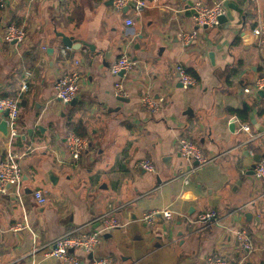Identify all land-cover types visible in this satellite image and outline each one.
I'll list each match as a JSON object with an SVG mask.
<instances>
[{"label":"crops","instance_id":"obj_1","mask_svg":"<svg viewBox=\"0 0 264 264\" xmlns=\"http://www.w3.org/2000/svg\"><path fill=\"white\" fill-rule=\"evenodd\" d=\"M107 1L10 0L0 10V97L18 96L26 72L31 73L18 137L10 141L0 132V161L11 153L24 171L20 197L13 189L0 195V264H62L33 253L34 237L42 247L88 224L94 230V221L112 211L122 227L103 236L96 256L112 257L117 264H208L211 256L264 264V181L254 173L257 157H264V138L249 143L240 131L243 123L260 132L250 113L264 126V96L244 91L264 71V47L253 35L264 22V0H230L237 8L235 21L201 29L190 6L199 1L213 7L224 0L147 1L137 17ZM10 23L27 30L20 49L2 40ZM57 32L94 45L95 51L64 48ZM192 32L196 38L185 45L182 35ZM123 55L134 64L120 76L128 98L114 95L118 77L110 73ZM177 65L197 75L196 86L183 87ZM72 70L82 75L80 92L76 104L64 106L54 85ZM147 93L163 101L157 115L141 103ZM240 111L248 120L239 117ZM4 119L0 115V122ZM68 131L89 143L76 163L65 161ZM180 138L214 159L187 183L190 165L180 156ZM144 159L154 163L156 173L138 171ZM50 170L60 177L56 186L49 181ZM37 190L47 197L43 206L35 200ZM167 209L174 214L170 223L161 215L154 226L140 221L145 213ZM212 211L216 221L199 220ZM25 221V230L11 231ZM241 231L252 249L243 248ZM75 254L90 264L92 255Z\"/></svg>","mask_w":264,"mask_h":264},{"label":"built area","instance_id":"obj_2","mask_svg":"<svg viewBox=\"0 0 264 264\" xmlns=\"http://www.w3.org/2000/svg\"><path fill=\"white\" fill-rule=\"evenodd\" d=\"M10 0H0V10H6ZM130 11L137 17L143 13L147 8L148 2L146 0H114V8L117 11L122 12L126 7L131 6ZM193 13V19L195 25L201 29L205 27H214L219 24V17L225 14V9L222 4L219 3L213 7L204 4L202 2H194L190 8ZM134 19L129 18L127 25L132 26ZM253 35L256 39V43L264 47V22L259 23L253 30ZM197 36V32H192L182 35L183 43L185 45L191 44ZM28 37L27 30L23 26L16 24H7L3 28L2 40L4 43L13 44L16 48L20 49L26 43ZM45 50V48H44ZM64 56L67 54V50L63 49ZM79 65V63H76ZM133 62L130 57L123 55L120 57L110 69V73L115 77H118V81L115 84L114 95L118 98H128L129 91L123 83V78H120L121 73L124 76L130 72L133 68ZM176 72L179 74L180 83L185 89L194 87L197 85V80L187 72L182 65L176 66ZM123 76V77H124ZM31 77L30 72H26L25 77L21 85V93L16 97H0V115L5 116L8 127L9 140H13L19 135L18 121L21 114L22 94L29 90V79ZM82 75L78 70H72L66 75L58 78L54 85L55 97L64 105L69 106L75 100H77L81 87ZM246 94H259L264 93V71L259 77L252 83V85L245 90ZM163 101L157 100L151 93L145 94L142 99V105L152 114L157 115L163 109ZM236 121H238L236 119ZM264 121V116H263ZM239 122V121H238ZM240 131L246 133L249 136V143L261 140L264 138L263 132H254L252 127L248 124L240 123ZM179 152L190 165L186 170L185 182H188V178L195 172L203 169L214 159L208 158L201 147L188 139L180 138L178 140ZM65 147L67 151V157L65 161L76 163L82 159L89 148L87 139L77 135L74 131H68L65 137ZM253 154V153H252ZM197 165H193L194 163ZM138 166L142 167L149 173H156V167L154 163L148 159H144L138 163ZM254 173L257 179L264 181V157L256 163L254 167ZM24 182V171L17 163L15 156L11 153L0 161V195H8L13 189L14 196L20 197L22 192V186ZM8 184L12 187L7 189ZM35 200L38 205L43 206L47 203V197L42 190L34 192ZM163 216L166 222L172 221L174 214L170 210L153 211L145 213L140 218L141 222L146 223L148 226H154L158 216ZM218 219L216 212H207L199 216V220L204 223H211ZM95 223H98V227L94 230H90L91 224L86 227L76 229L73 233H65L55 239L53 242L46 246H37V238L34 237L35 247L33 253L43 252L46 257L57 259L62 264H82L81 259L75 254V251L84 252L87 255H92L90 264H117V262L109 256H96V252L102 244L103 236L106 233L122 227L120 220L112 212H107L104 215L97 218ZM28 227L27 222L17 223L11 227L13 232H21ZM239 239L244 249H252V244L245 231L238 233ZM208 264H238L227 261L219 257H209L207 259Z\"/></svg>","mask_w":264,"mask_h":264},{"label":"water","instance_id":"obj_3","mask_svg":"<svg viewBox=\"0 0 264 264\" xmlns=\"http://www.w3.org/2000/svg\"><path fill=\"white\" fill-rule=\"evenodd\" d=\"M113 2H114V0H108L106 4L113 5ZM222 6L225 9V14L222 15L221 17H219V23L220 24H226L229 21L230 22L235 21V16H234L233 11H236L237 8L231 4L230 0H224L223 3H222ZM130 7H133V4L131 6L126 7L123 10V12L126 13L130 9ZM205 28H207V27H205ZM56 35H57V37L61 38L64 48L74 49V50H89L91 52L95 51V46L91 45V44H89V43H87L85 41L76 40L74 37L67 36V35H65L62 32H57ZM53 53H54V49L49 48L48 49V54L50 56H52ZM120 76H124V73H121ZM189 88H192V87H189ZM260 94L262 96H264L263 92H261ZM76 102L77 101H74L72 103V105L76 104ZM244 108H245L246 111H250V107H248L247 105H245ZM7 115H8V113L6 112L5 116H7ZM250 119H251L252 124L255 126V129H257L260 132L264 131V126H261L260 124H258V122H257V120H256V118H255L253 113H250ZM232 127L234 128V125H232ZM0 132L3 133V135L8 136V127H7V122H6L5 119L0 122ZM29 137H33V131L32 130H29ZM25 139H26V137H25ZM4 152H5L4 149H1V153L3 154ZM180 156H181V154H180ZM260 160H261V157L258 156L257 157V162H259ZM164 161L165 162L170 161L169 162V164H170L172 162V159H171V157H165ZM193 165H197V163L195 162ZM137 169L143 175L146 173V171L140 166ZM181 172H183V170ZM48 178H49V181L54 186H56L58 184V181H59L60 177L53 170H50L48 172ZM156 178H157V183L160 184L162 182L160 176L157 175ZM11 187H12V185L8 184L7 189H10ZM252 216H253L252 213H250L248 210H246V213H245L246 219L250 220L252 218ZM130 218H131V220H136L137 219V217L134 215V213H130ZM68 220H69V222H71L72 221V216H70L68 218ZM179 220H180V218H179Z\"/></svg>","mask_w":264,"mask_h":264},{"label":"trees","instance_id":"obj_4","mask_svg":"<svg viewBox=\"0 0 264 264\" xmlns=\"http://www.w3.org/2000/svg\"><path fill=\"white\" fill-rule=\"evenodd\" d=\"M146 1H153V0H146ZM189 74H191L196 80H197V75L195 74V73H193V72H188ZM238 115H239V117L241 118V119H243L244 121L245 120H248V118H249V116L246 114V113H243L242 111H240L239 113H238ZM264 116V111H263V113H262V117Z\"/></svg>","mask_w":264,"mask_h":264},{"label":"rangeland","instance_id":"obj_5","mask_svg":"<svg viewBox=\"0 0 264 264\" xmlns=\"http://www.w3.org/2000/svg\"><path fill=\"white\" fill-rule=\"evenodd\" d=\"M18 128H20V118H19V121H18ZM22 190H23V186H22Z\"/></svg>","mask_w":264,"mask_h":264}]
</instances>
